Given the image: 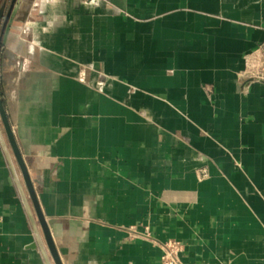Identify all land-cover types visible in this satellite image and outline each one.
Masks as SVG:
<instances>
[{"label":"crops","instance_id":"crops-1","mask_svg":"<svg viewBox=\"0 0 264 264\" xmlns=\"http://www.w3.org/2000/svg\"><path fill=\"white\" fill-rule=\"evenodd\" d=\"M263 63L264 0H16L0 96L63 264H161L172 239L264 264ZM35 241L0 142V264H46Z\"/></svg>","mask_w":264,"mask_h":264},{"label":"water","instance_id":"water-1","mask_svg":"<svg viewBox=\"0 0 264 264\" xmlns=\"http://www.w3.org/2000/svg\"><path fill=\"white\" fill-rule=\"evenodd\" d=\"M16 0H2V4L0 7V21L3 17H5V14H7V16L10 15L14 5H15ZM0 120L2 123L3 128L0 125V142L3 146V149L5 151V154L7 156L10 168L13 172L16 184L18 186V189L20 191V194L23 198V202L25 204L26 210L28 212L29 218H30V222L32 224L34 233H35V237H36V241L31 244L30 247L32 248H36L39 247L44 260L46 262V264H63L61 257L58 253V250L55 246L54 243V239L52 237V233L50 230V221L46 220L45 216L43 215L39 203H38V199L36 196V190L34 187V183L38 182L37 178H32L28 169V166L22 156V153L20 151V148L17 144L16 138L14 136V132L12 129V126L10 124V121L8 119L5 107H4V103L3 100L0 96ZM6 134V138L8 140L9 146L11 148V151L14 154V158H15V162H13L10 152L8 150V144L5 141V137H4V133ZM16 167L19 168L20 174L22 176V180L23 183L26 187V190L30 196V199L32 200L33 206H34V210H35V214L37 216L38 222L40 224V227L42 229V232L44 234V240H45V244L47 245L48 251L50 256L48 255V253L46 252V249L44 248V244L42 241V237L40 236L36 221L32 215V212L30 210V207L28 205V202L26 201V195L24 192V189L22 187L21 184V180L20 177L18 175V171L16 169Z\"/></svg>","mask_w":264,"mask_h":264},{"label":"built area","instance_id":"built-area-1","mask_svg":"<svg viewBox=\"0 0 264 264\" xmlns=\"http://www.w3.org/2000/svg\"><path fill=\"white\" fill-rule=\"evenodd\" d=\"M182 245L183 243L180 239H172V240L164 242L160 247L161 264H184V262L180 258V252L182 250Z\"/></svg>","mask_w":264,"mask_h":264},{"label":"rangeland","instance_id":"rangeland-1","mask_svg":"<svg viewBox=\"0 0 264 264\" xmlns=\"http://www.w3.org/2000/svg\"><path fill=\"white\" fill-rule=\"evenodd\" d=\"M1 4H2V1L0 2V7H1ZM249 64H250V63H249ZM261 66H262V68H263V69H261V70L264 72V63H263ZM248 68H249V70L246 69V71H247V72H250V71H251V70H250V69H251V65H250ZM262 75L264 76V74L261 73V76H262ZM251 79H252V78H251ZM248 80H249V79H248ZM248 80H246V81H248ZM246 85H247V84H246ZM246 85H245V83H244V86H246Z\"/></svg>","mask_w":264,"mask_h":264},{"label":"flooded vegetation","instance_id":"flooded-vegetation-1","mask_svg":"<svg viewBox=\"0 0 264 264\" xmlns=\"http://www.w3.org/2000/svg\"><path fill=\"white\" fill-rule=\"evenodd\" d=\"M2 0H0V2H1Z\"/></svg>","mask_w":264,"mask_h":264}]
</instances>
